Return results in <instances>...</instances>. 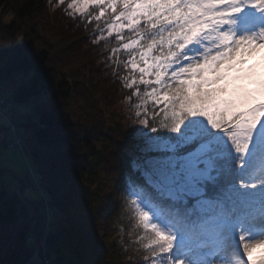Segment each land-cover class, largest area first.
Returning <instances> with one entry per match:
<instances>
[{"label":"snow or ice","instance_id":"obj_1","mask_svg":"<svg viewBox=\"0 0 264 264\" xmlns=\"http://www.w3.org/2000/svg\"><path fill=\"white\" fill-rule=\"evenodd\" d=\"M66 8L97 22L94 42L114 39L109 59L127 73L136 115L151 103L159 122L150 131L175 134L136 129L128 195L144 259L264 264V0H70ZM45 72L28 48L0 49V166L16 170L0 182V264H102Z\"/></svg>","mask_w":264,"mask_h":264},{"label":"trees","instance_id":"obj_2","mask_svg":"<svg viewBox=\"0 0 264 264\" xmlns=\"http://www.w3.org/2000/svg\"><path fill=\"white\" fill-rule=\"evenodd\" d=\"M68 1L0 0V49L26 47L46 70L60 124L68 133L65 143L74 157L76 198L89 210L87 224L100 242L102 264H148L139 241L143 230L128 195L129 182L136 177L131 168L134 153L126 147L138 141L109 113L131 95L121 82L127 73L109 59L114 39L94 42L97 22L88 24L87 14L74 17L66 8ZM89 12L97 14L94 8ZM119 58L126 57L121 53ZM151 108L149 130L159 122V117L152 119ZM72 228L68 224L65 231L70 234Z\"/></svg>","mask_w":264,"mask_h":264},{"label":"rangeland","instance_id":"obj_3","mask_svg":"<svg viewBox=\"0 0 264 264\" xmlns=\"http://www.w3.org/2000/svg\"><path fill=\"white\" fill-rule=\"evenodd\" d=\"M69 2L70 0L68 1V3ZM256 59H258V57L248 58L249 64L254 63ZM137 102L138 101L135 98L132 99L131 103H129L127 99L110 109L109 113L115 116V121L121 125L123 131H126V133H128L131 137L136 140L137 136L139 135L136 133V129H140L141 133H147L149 135L156 136L140 123L141 119L148 117V115L150 114V109H152L151 107H153V105L151 103L147 105L146 116L144 110L141 109L140 111L142 114L138 117L136 115L137 109L135 108V104ZM126 149L131 153H135L137 151V144L134 146L130 145L126 147ZM0 168L2 169H0V182H3L5 180H11L15 176L16 170L11 162L7 167L0 166Z\"/></svg>","mask_w":264,"mask_h":264}]
</instances>
